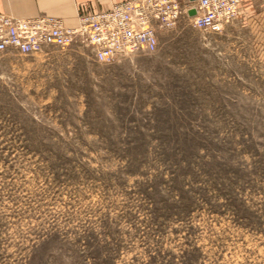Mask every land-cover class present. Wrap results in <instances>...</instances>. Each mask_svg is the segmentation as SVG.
Masks as SVG:
<instances>
[{"label":"rangeland","instance_id":"374dc122","mask_svg":"<svg viewBox=\"0 0 264 264\" xmlns=\"http://www.w3.org/2000/svg\"><path fill=\"white\" fill-rule=\"evenodd\" d=\"M0 264H264V23L0 53Z\"/></svg>","mask_w":264,"mask_h":264},{"label":"built area","instance_id":"2783aa9c","mask_svg":"<svg viewBox=\"0 0 264 264\" xmlns=\"http://www.w3.org/2000/svg\"><path fill=\"white\" fill-rule=\"evenodd\" d=\"M243 0H126L108 10L80 15L76 27L51 16L21 18L0 12V53L33 55L49 47L86 46L94 61L107 64L135 53H152L158 31L182 17L199 30L219 34ZM194 8L195 14L188 15Z\"/></svg>","mask_w":264,"mask_h":264},{"label":"crops","instance_id":"0c3cea01","mask_svg":"<svg viewBox=\"0 0 264 264\" xmlns=\"http://www.w3.org/2000/svg\"><path fill=\"white\" fill-rule=\"evenodd\" d=\"M121 1L126 0H0V12L21 18L51 16L65 27H76L80 15L108 10ZM235 20L244 25L264 23V0H243Z\"/></svg>","mask_w":264,"mask_h":264},{"label":"water","instance_id":"95a60500","mask_svg":"<svg viewBox=\"0 0 264 264\" xmlns=\"http://www.w3.org/2000/svg\"><path fill=\"white\" fill-rule=\"evenodd\" d=\"M187 13H188V15L191 16V15L195 14V9L194 8H191V9L188 10Z\"/></svg>","mask_w":264,"mask_h":264}]
</instances>
